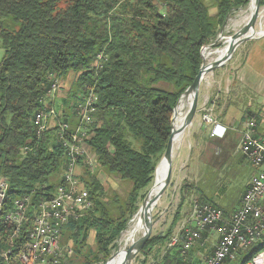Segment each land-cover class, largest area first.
<instances>
[{
    "label": "trees",
    "instance_id": "obj_1",
    "mask_svg": "<svg viewBox=\"0 0 264 264\" xmlns=\"http://www.w3.org/2000/svg\"><path fill=\"white\" fill-rule=\"evenodd\" d=\"M61 2L64 5L59 6ZM212 2L214 16L204 0H0V175L9 179L5 208L18 197H29L30 219L32 206L52 197L60 183L66 158L57 141L58 128L51 126L37 136L32 125L33 115L44 107L39 101L50 88V75L60 82L70 72L77 75L59 103L55 101L63 122L74 121L79 94L96 95L85 143L100 170L132 183L126 198H121L84 170L80 180L92 207L70 220L60 237L61 245L72 244L68 250L80 257L79 264H104L116 249L146 194L141 192L153 181L169 139L172 109L198 73L201 48L225 25L230 12L249 0ZM98 54L105 60L96 70ZM213 99L208 103L220 100ZM179 197L167 230L151 235L140 250V264H146L157 247H166L160 264L179 262L178 246L169 249L167 244L184 207L192 197L216 206L186 180ZM28 225L21 228L14 252ZM1 230L4 250L11 239L7 229ZM90 231L95 247L85 252ZM263 246L264 240L228 264H246ZM68 256L65 253L59 264H73Z\"/></svg>",
    "mask_w": 264,
    "mask_h": 264
},
{
    "label": "built area",
    "instance_id": "obj_2",
    "mask_svg": "<svg viewBox=\"0 0 264 264\" xmlns=\"http://www.w3.org/2000/svg\"><path fill=\"white\" fill-rule=\"evenodd\" d=\"M104 60L102 54L96 55V70L102 68ZM50 79V88L39 101L44 107L33 115L32 125L37 136L51 126L58 128L57 141L64 149L66 158L59 175L60 183L52 197L32 206L30 219L27 215L31 208L30 198L18 197L13 201L12 207L8 208V216L0 220V231L7 229L11 239L9 247L0 250V264H59L65 253L71 254L68 247L61 245L64 227L92 207L89 193L77 171L79 165L90 172H94L97 166L94 155L84 149V146L89 149L85 143L88 139L85 126L93 122L97 97L92 91L79 94L73 109L74 121L71 124L63 122L54 107L60 80L53 75H50ZM202 119L213 125L212 137H223L225 129L219 127L210 113H205ZM236 151L255 169L240 197L239 207L226 216L220 208L192 197L187 217L180 222L167 244L169 249L178 246L181 260L175 264H228L236 261L258 239L264 238V138L257 136L253 118L246 121ZM8 188V177L0 175V200ZM26 222L29 227L20 243L19 255H11V248H15ZM206 235L215 237L209 251L205 250L209 244ZM195 249L203 253L195 255ZM151 264H160V261L153 260ZM249 264H264V252Z\"/></svg>",
    "mask_w": 264,
    "mask_h": 264
},
{
    "label": "rangeland",
    "instance_id": "obj_3",
    "mask_svg": "<svg viewBox=\"0 0 264 264\" xmlns=\"http://www.w3.org/2000/svg\"><path fill=\"white\" fill-rule=\"evenodd\" d=\"M204 3L209 8V14L214 16L216 8L213 5L212 0H204ZM62 5H64L62 2L59 3V6ZM246 7L247 5L233 9L230 12L225 25L217 30V33L209 43L210 46H207L203 51L206 50L207 52H210L224 47L225 38L238 30L236 22L244 14ZM263 9L264 5L260 6L259 11ZM258 22L259 20L257 19L254 29L255 31H258L260 28ZM261 27L264 29V19L261 22ZM218 38L221 39L216 41ZM249 41L250 40H248L247 43ZM245 42L237 47L227 64L216 68L209 74L208 82H205L204 80L201 82L197 95V103H206L212 96V92H214L219 86L220 80L223 79L225 82L227 75L235 70L238 62L242 58L241 55L243 53L242 51ZM219 44L220 47H217ZM2 55L3 50L0 49V59ZM76 77V74L70 72L66 78L59 83V89L56 91V98L62 96L63 90L68 91ZM57 103H59V101ZM193 125L194 124L191 123V126L186 129L181 145L174 151L172 175L169 186L166 188L156 206L152 209L153 227L151 235L156 233L162 234L167 230L179 203L180 187L185 180L194 183L218 208L226 212H232L239 207L240 197L255 174L254 167L242 154L236 151L235 147H230L224 150V152H218L214 147L210 145L208 146L201 137L194 135L197 130H195V125ZM84 149L87 153L89 152V149H87L86 146H84ZM84 170L85 168L83 165H79L77 171L79 177L84 174ZM92 173L96 175L108 193H111V191L116 192L121 198H126L128 192L132 188V183L130 181L120 180L117 176L105 174L97 166ZM153 181L149 187L141 192L142 194L147 193L151 188ZM141 203L142 202H140L139 205H141ZM182 212L184 214L180 221L187 217L189 206H185ZM67 247L71 248L72 244L68 242ZM94 247L93 233L90 231L86 240V247L83 251L86 252L88 248L93 250ZM119 247L120 243L117 241V247L116 249H113L111 253H114L117 249L119 250ZM72 255L71 252L68 256L69 258L67 257L66 260L70 259L73 264H79L81 262L80 257H73ZM138 255L131 264H140L137 260ZM96 264L103 263L100 262Z\"/></svg>",
    "mask_w": 264,
    "mask_h": 264
},
{
    "label": "crops",
    "instance_id": "obj_4",
    "mask_svg": "<svg viewBox=\"0 0 264 264\" xmlns=\"http://www.w3.org/2000/svg\"><path fill=\"white\" fill-rule=\"evenodd\" d=\"M244 44L242 58L235 70L227 75L225 82L221 79L219 86L212 92L213 100H220L205 106V103H198L192 120L197 130L194 135L201 137L208 146L214 147L218 152L237 147L241 131L250 118L256 123L257 136L264 138V34ZM58 99L59 97L55 101H59ZM205 113H210L219 127L225 129L223 137L211 136L213 125L203 121ZM180 222L174 228L173 234L176 233ZM206 236L209 244L205 250L209 251L215 237ZM165 251L166 247L154 249L146 264H151L153 260L161 261ZM199 253H203L202 250L195 249L194 254Z\"/></svg>",
    "mask_w": 264,
    "mask_h": 264
},
{
    "label": "water",
    "instance_id": "obj_5",
    "mask_svg": "<svg viewBox=\"0 0 264 264\" xmlns=\"http://www.w3.org/2000/svg\"><path fill=\"white\" fill-rule=\"evenodd\" d=\"M252 2L254 3V6H253V10H252V13H251L248 21L242 27H240L237 31H235L232 35L229 36L230 40H229V44H228V50L224 56L218 57V58L214 59L213 61H211L210 63L205 65L204 64V58H203V49H205L207 46H210V45L208 44V45L201 48L200 55L202 58V62H201L200 68L198 70V73L194 77L192 83L180 95L175 106L172 109V114H171V118H170L171 129H170L169 139L167 141V144H166L165 150L161 156V159H160L159 163L156 165V168L160 165L164 166V173H163V177L161 179L160 189H159L157 195L152 199H149V190H148L147 193L145 194L143 200H142L141 205L138 208V211L136 212V214L138 212H140L139 217L144 222V230H143L142 234L140 235V237L136 240V242L134 244H132L129 247V249L126 251V256H125L124 261H122L120 263H115V264H131V263H133L136 256L139 254L140 250L144 246V244L150 238L151 233H152V227H153V220H152L153 206L152 205L160 199V197L165 192L166 188L169 186V183L171 180L172 164H173V141H174V138H175V136L179 135L180 133H183L184 131H186V129L189 126H191L193 117L197 111V104H198L197 103V95H198L199 86L202 82L204 73L205 72L211 73L216 68L222 67L225 64H227L228 61L232 58L235 50L237 49V47L240 44L254 38V37H251L250 33L252 32V30L255 29L256 21H257L258 16H259L260 0H249L248 4H250ZM220 39L221 38H218V39H216V41H218ZM182 101H189L188 109H187L186 116H185V119H184V122L182 123V125L180 127L175 128L174 127V119L176 116V109H177V106ZM156 168H155V170H156ZM133 217H132V219H133ZM121 235H120V237H121ZM119 239H118V241H119ZM115 252L110 254V256L107 258V260L105 261L104 264H111L113 262Z\"/></svg>",
    "mask_w": 264,
    "mask_h": 264
},
{
    "label": "bare ground",
    "instance_id": "obj_6",
    "mask_svg": "<svg viewBox=\"0 0 264 264\" xmlns=\"http://www.w3.org/2000/svg\"><path fill=\"white\" fill-rule=\"evenodd\" d=\"M253 6H254L253 2L247 5V7L244 11V14L236 22L237 29L242 27L248 21L250 15L252 13ZM263 19H264V9L259 11V16H258L259 22L258 23L260 25L259 26L260 28L258 31L252 30V32L250 33L251 37H257V36L264 34V29H262V27H261V22L263 21ZM229 40H230V37L229 36L226 37L224 47H222L220 49L210 51V52H207L206 50H204L203 51L204 64L206 65V64L210 63L211 61H213L214 59L224 56L228 50ZM209 74H210V72H205L203 75L202 81L204 80L205 82H208ZM188 104H189V101H182L177 106L176 116L174 119V127L175 128L180 127L182 125V123L184 122L186 112L188 109ZM184 134H185V131L183 133H180L179 135L175 136L174 141H173V154H174V151L181 145V143L183 141ZM163 173H164V166L163 165L158 166L154 172L153 184L151 185V188L149 189V199H152L157 195V193L160 189V183H161V179L163 177ZM6 195H7V193L0 200V220H4L8 216V208L7 209L5 208ZM158 201L156 203H154L152 206L155 207L156 204L158 203ZM139 216H140V212H138L133 217V219L130 221L127 229L122 233L120 240H119V243H120L119 250L116 254H114V259H113V262L111 264L120 263V262L124 261L125 256H126V251L129 249V247L132 244H134L136 242V240L142 234V232L144 230V222L140 219ZM263 240H264V238L258 239L254 244L247 247L246 251L249 249L259 248L262 245ZM14 249L15 248H11V255H19V249H18V252H14ZM263 252H264V246L246 264H249V262H251L252 260H255L256 257Z\"/></svg>",
    "mask_w": 264,
    "mask_h": 264
}]
</instances>
